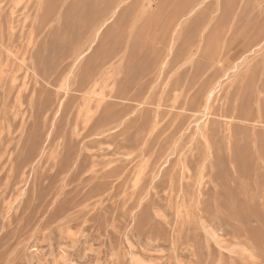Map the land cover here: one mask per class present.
<instances>
[{
	"label": "rangeland",
	"instance_id": "obj_1",
	"mask_svg": "<svg viewBox=\"0 0 264 264\" xmlns=\"http://www.w3.org/2000/svg\"><path fill=\"white\" fill-rule=\"evenodd\" d=\"M0 264H264V0H0Z\"/></svg>",
	"mask_w": 264,
	"mask_h": 264
}]
</instances>
